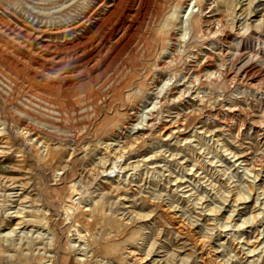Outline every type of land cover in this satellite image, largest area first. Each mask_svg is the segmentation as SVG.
<instances>
[{"label": "rangeland", "instance_id": "obj_1", "mask_svg": "<svg viewBox=\"0 0 264 264\" xmlns=\"http://www.w3.org/2000/svg\"><path fill=\"white\" fill-rule=\"evenodd\" d=\"M0 264H264V0H0Z\"/></svg>", "mask_w": 264, "mask_h": 264}, {"label": "bare ground", "instance_id": "obj_2", "mask_svg": "<svg viewBox=\"0 0 264 264\" xmlns=\"http://www.w3.org/2000/svg\"><path fill=\"white\" fill-rule=\"evenodd\" d=\"M113 13H114V11L112 10V11L110 12V15H111V16L109 15V17L107 18L108 20H109L110 18L113 17V16H112ZM119 20H121V21L123 22L122 14H121V18H119ZM121 21H119V25L117 24V25H118V26H116L117 29L120 28V24L122 23ZM114 24H115V23H114ZM114 24H113V26H114ZM21 216H22V215H18L19 219H23V221H24V218H22L23 216H22V217H21ZM257 216H258V215H257ZM20 217H21V218H20ZM255 217H256V216H255ZM250 218H251V217H250ZM253 218H254V217H253ZM17 219H18V218H17ZM244 221H245V220H244ZM18 224H22V221H19V220H18ZM253 250H254V249H253Z\"/></svg>", "mask_w": 264, "mask_h": 264}]
</instances>
